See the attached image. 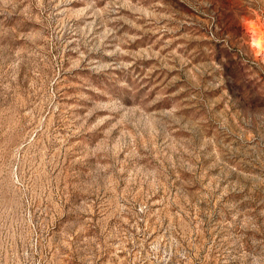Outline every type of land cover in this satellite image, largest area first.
Here are the masks:
<instances>
[{"label":"rangeland","instance_id":"374dc122","mask_svg":"<svg viewBox=\"0 0 264 264\" xmlns=\"http://www.w3.org/2000/svg\"><path fill=\"white\" fill-rule=\"evenodd\" d=\"M0 264H264V0H0Z\"/></svg>","mask_w":264,"mask_h":264}]
</instances>
